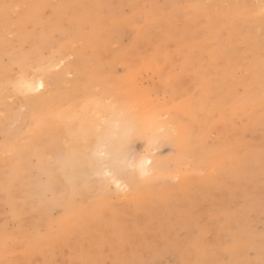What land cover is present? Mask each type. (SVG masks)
I'll use <instances>...</instances> for the list:
<instances>
[{"label":"rangeland","instance_id":"374dc122","mask_svg":"<svg viewBox=\"0 0 264 264\" xmlns=\"http://www.w3.org/2000/svg\"><path fill=\"white\" fill-rule=\"evenodd\" d=\"M2 1L0 7H4L0 9V14L2 13L0 15V101L2 102H0V163H3L0 165V184L13 175L17 178L9 187L8 193L0 191V264L5 261V264L8 262L28 264L31 260L32 264L38 262L39 264H60V262L61 264H264V0H110L111 2L101 0V3H98L99 0H93V3L91 0L86 2L59 0V5L58 0H43L44 3L39 0L42 4L33 0L38 3V7L32 0ZM95 3H98L97 6ZM100 7H105L104 12ZM31 8H35L37 12L42 11H39L40 14L38 12L39 16H37V12ZM28 10L32 16L27 12ZM96 13L100 15L97 16ZM143 14H145L144 20ZM100 19L102 24L99 22ZM18 29L23 32L21 30L18 32ZM140 30L141 35L137 32ZM145 30L152 36L147 33L144 35ZM44 35L48 38L42 39ZM99 36L100 39L97 38ZM20 38L22 40H19ZM141 39L144 43H140ZM97 40L99 42H96ZM133 45L135 48L131 47ZM62 46V50H56ZM195 46H199V49H195ZM73 47L77 48L75 49L77 57L74 56L76 51ZM79 48L85 50L81 52ZM34 49L38 50L39 58L36 63L33 62L26 77L24 76L25 80H32L33 88L23 90L18 86V66L11 61V58L17 55H32ZM63 50L67 55L64 54L65 52L64 55L62 54ZM125 54L131 55V59ZM122 60H126L125 63H118ZM135 61L137 63L142 61L140 62L142 66L136 64L139 66L136 71L133 70ZM152 61L157 65L154 66ZM144 65L149 66L148 69ZM130 68L135 71L134 75ZM145 68L147 72L143 71ZM149 69L160 71L153 70L155 73L151 75L148 73ZM79 71L83 72L79 73ZM187 72L189 73L186 74ZM190 72L194 76L192 79L189 78L193 77L189 75ZM128 75H131L138 84L131 81ZM38 79L45 81L43 83L44 86L46 85V88L43 87L45 89L37 88ZM118 79H122L124 83ZM101 80L107 82L101 83ZM129 80L147 87L146 91L142 89L143 93L150 90L149 86L152 88L153 85L157 87L164 84L161 86L164 88L159 90V87L156 90L162 93V97L159 92L157 96L164 103L155 104L157 99L151 97L154 104H150V108L158 110L156 114L158 112L159 117L162 116L159 118L157 114L155 117L158 128L161 126V129L157 130L163 135L170 133V137L179 140H176V146L163 141L158 145L159 147H149L146 150L145 140L133 139L126 150L128 155L125 153L124 161L120 162L119 159L112 160L106 155V151L100 152H103L104 148L107 150V147L103 146H106L108 140L110 141L118 125L116 122L134 101L135 97L130 93L133 90L128 89L132 86ZM169 81L171 83L165 86ZM209 81L212 82L210 87ZM217 81L222 82L220 87L218 85L220 82L215 83ZM167 88L171 90L168 93L165 91H168ZM208 88H210L209 92ZM46 89L51 91L52 96ZM256 89L257 91H254ZM216 91H220L221 94L219 92L216 94ZM9 92L11 93L7 96ZM70 92L75 93L72 95ZM150 93L147 95L149 96ZM229 93H232L230 98L227 97ZM75 94L78 96L76 97ZM111 96L113 99L110 98ZM40 97L41 100L45 98V102H42ZM120 97L125 98V101L129 98L128 103L123 102ZM19 98L24 101H20ZM210 98L211 101H208ZM223 98L226 99L225 102L222 101ZM21 102H25V105ZM173 103L178 105L175 106ZM192 104L195 107H192ZM44 105L45 107H42ZM196 105L201 109L198 110ZM177 106L178 110L173 111ZM208 106L211 110L204 111ZM7 109L9 111L6 113ZM24 109L27 111H23ZM195 109L199 111L198 114ZM13 110L17 111L13 114ZM194 110L196 115L190 117ZM33 111L36 115L31 116ZM205 112L208 115L204 114ZM5 116L8 120H5ZM59 116L67 117L59 118ZM102 118L105 123H102ZM238 119L242 122L237 123ZM34 121L35 124L30 123ZM231 121L233 123L236 121V124ZM43 122H46V125ZM168 124L170 128L166 133ZM103 125L100 130L99 127ZM218 125L222 126L218 127ZM69 126L72 127L69 129ZM87 128L90 130L88 131ZM91 129H93L92 134ZM171 129L174 131L172 132ZM35 133L38 135H33ZM103 134L104 138H102ZM32 135L35 136L33 141H31ZM83 135L86 139H83ZM98 138H100L99 142ZM87 141H90L89 146L85 143ZM80 144H85L84 149L86 148L87 151L89 148V150L86 153L83 150L81 154L83 147L80 148L82 146ZM95 145L98 147L96 148ZM146 152L155 153L148 155ZM39 153L37 157L36 154ZM63 159L68 161L65 164L70 163L74 168L70 170L67 179L61 177ZM104 159H107L106 163ZM85 161H90L91 164ZM145 161L147 168L142 166L145 165ZM100 162L105 164L101 165ZM156 162L163 163L159 174L155 170L152 171ZM86 163L90 166L84 167ZM139 165L146 168V173L141 176L137 172ZM113 169L116 170L115 174L112 172L114 182H112L113 177L110 178ZM95 172L97 174H94ZM117 172L119 175H116ZM147 173L148 177L145 176ZM152 174L154 176L157 174L159 180ZM130 175L139 180L137 188L128 184ZM163 175L167 178L161 180L160 176L164 177ZM48 181H52L53 188L44 192L39 201L35 196V185H43ZM98 185L103 191L97 187ZM94 188L96 189L93 190ZM7 196L11 199L9 200ZM53 200L58 202L51 207L50 203ZM65 201L72 202L69 215L64 211ZM81 223H85L84 227ZM103 223L108 227L109 232L105 230L107 227L105 228ZM101 226H104L103 229ZM78 227H81V230L78 231ZM98 230L101 232L100 235L96 233H100ZM67 235L72 237L68 239ZM90 235L97 237V242ZM80 236L82 239L79 240ZM70 240L75 251L69 243ZM88 243L94 244L95 247L90 245L89 248ZM84 247H87L86 250L90 249L91 254H88ZM196 251L200 252V255ZM47 253L52 258L46 255V259ZM53 253L58 256L51 255Z\"/></svg>","mask_w":264,"mask_h":264},{"label":"bare ground","instance_id":"6f19581e","mask_svg":"<svg viewBox=\"0 0 264 264\" xmlns=\"http://www.w3.org/2000/svg\"><path fill=\"white\" fill-rule=\"evenodd\" d=\"M1 1H2V0H0V2H1ZM7 1L10 2V0H7ZM32 1H33V0H32ZM32 1H31V2H32ZM37 1H39V0H37ZM40 1H41V0H40ZM40 1H39V3H41L43 0H42L41 2H40ZM49 1H50V0H49ZM51 1H54V0H51ZM70 1H71V0H70ZM80 1H81V0H80ZM82 1H83V0H82ZM82 1H81V2H82ZM86 1H87V0H84V2H86ZM91 1H92V3L94 2L93 0H91ZM2 2H3V1H2ZM2 2H1V3H2ZM33 2H34V1H33ZM58 2H59V0L57 1V3H58ZM77 2H78V1H77ZM99 2L101 3V0H99L98 3H99ZM105 2H106V1H105ZM109 2H111V1L109 0ZM115 2H116V1H115ZM115 2H114V3H115ZM119 2H120V1H119ZM128 2H129V1H128ZM34 3H35V5H36L37 2H34ZM34 3H32V4H34ZM43 3H44V1H43ZM46 3H47V2H46ZM55 3H56V2H55ZM98 3H97V4H98ZM107 3H108V2H107ZM117 3H118V1H117ZM129 3L131 4V2H129ZM129 3H127V4H129ZM3 4H4V3H3ZM5 4H6V3H5ZM41 4H42V3H41ZM41 4H40V5H41ZM95 4H96V3H95ZM95 4H94V5H95ZM97 4H96V6H97ZM58 5H59V3H58ZM66 5H67V4H66ZM66 5H65V6H66ZM101 5H102V4H101ZM101 5H100V6H101ZM115 5H117V4H115ZM6 6H7V5H6ZM6 6H5V8H7ZM36 6L38 7V3H37ZM44 6H45V5H44ZM48 6H49V5H48ZM56 6H57V4H56ZM56 6H55V7H56ZM96 6H95V7H96ZM3 7H4V6H2V8H3ZM30 7H31V6H30ZM55 7H54V8H55ZM57 7H58V6H57ZM59 7H60V6H59ZM116 7H117V6H116ZM2 8L0 7V9H2ZM28 8H29V7H28ZM100 8H101L102 11L104 12V8H105V7H104V8H103V7H100ZM117 8H118V7H117ZM29 9H30V8H29ZM31 9H32V10H35V8H34V9L31 8ZM48 9H52V8H48ZM97 9H99V8H97ZM6 10H7V9H6ZM32 10H31V11H32ZM29 11H30V10H28L27 12H29ZM39 11H40V10H39ZM39 11H38V12H39ZM41 11H42V10H41ZM41 11H40V12H41ZM93 11H94V10H93ZM100 11H101V10H99V12H100ZM2 12H3V11H2ZM35 12H37V10H35ZM38 12H37V14H38ZM40 12H39V14H40ZM111 12H112V11H111ZM22 13H23V12H22ZM32 13H33V11H32ZM100 13H101V12H100ZM24 14H25V13H24ZM29 14H30V12H29ZM39 14H38L37 16H39ZM93 14H95V12H94ZM97 14H98V13H96V15H97ZM0 15H2V13H1ZM21 15H22V14H21ZM27 15H28V14H27ZM30 15L32 16V14H30ZM91 15H92V14H91ZM96 15H95V16H96ZM98 15H100V14H98ZM98 15H97V16H98ZM143 15H144L143 20H144V19H145V14H143ZM143 15H142V16H143ZM35 16H36V15H35ZM110 16H111V15H110ZM102 17H103V15H102ZM0 18H1V17H0ZM6 18H7V17H6ZM21 18H23V17H21ZM96 18H97V17H96ZM18 19H20V18H18ZM20 20H21V19H20ZM100 20H101V19H100ZM104 20H105V19H104ZM109 21H110V17H109ZM152 21H155V20H152ZM99 22L101 23L102 20L99 21ZM105 22H107V21H105ZM110 22H111V21H110ZM113 23H114V22H113ZM20 24H22V23L20 22ZM101 24H102V23H101ZM104 24H105V23H104ZM22 26H23V25H22ZM22 26H21V27H22ZM25 26H27V25H25ZM99 26H100V25H99ZM106 26H108V24H107ZM116 26H117V25H116ZM142 26H143V25H142ZM18 27L20 28V26H18ZM27 27H28V26H27ZM27 27H26V28H27ZM147 27H148V26H147ZM147 27H146V28H147ZM122 28H123V27H122ZM144 28H145V27H144ZM27 29H28V28H27ZM139 29H140V28H139ZM18 30H19V29H18ZM18 30H17V31H18ZM20 30H21V29H20ZM20 30H19L18 32H20ZM118 30H119V29H118ZM118 30H116V31H117V32H116V33H117L116 35H118ZM137 30H138V28H137ZM143 30H144V29H143ZM143 30H142V32H143ZM21 31H22V30H21ZM25 31H26V29H25ZM112 31H114V30H112ZM119 31H122V29H120ZM145 31H146V32H145ZM145 31H144L145 33H143V34L146 35V33H147V34L149 35L150 33H148V32H150L151 29H149L148 32H147V30H145ZM22 32H23V31H22ZM102 32H104V31H102ZM137 32H139L138 34H140L141 30H140V31H137ZM26 33H27V31L25 32V34H26ZM114 33H115V32H114ZM119 33H120V32H119ZM29 34H30V33H29ZM87 34H88V33H87ZM91 34H92V33H91ZM102 34H103V33H102ZM153 34H154V33H153ZM84 35H86V34L84 33ZM93 35H94V34H93ZM93 35H92V36H93ZM114 35H115V34H114ZM140 35H141V34H140ZM148 35H147V36H148ZM150 35L152 36V34H150ZM161 35H162V34H160V36H161ZM18 36H19V33H18ZM26 36H27V35H26ZM147 36H146V38H147ZM23 37H24V36H23ZM83 37H84V36H83ZM144 37H145V36H143V38H144ZM155 37L157 38L156 35H155ZM155 37H154V38H155ZM47 38H48V36H47V35H44L42 39H47ZM97 38L100 39V36L97 37ZM101 38H103L102 35H101ZM106 38H108V37H106ZM113 38H114V36H113ZM119 38H120V37H119ZM140 38H141V36H140ZM24 39H26V37H25ZM36 39H37V38H36ZM133 39H134V38H133ZM136 39H137V38H136ZM138 39H139V38H138ZM17 40H18V39H17ZM19 40H22V39L20 38ZM77 41H78V40H77ZM118 41H119V40H118ZM133 41H134V40H133ZM133 41H132V42H133ZM143 41H144V40L141 39V42H140V43H144ZM20 42H21V41H20ZM90 42H91V41H90ZM96 42H99V41L97 40ZM100 42H101V41H100ZM136 42H138V41H136ZM136 42H134V43L136 44ZM4 43H5V42H4ZM4 43H2V44H4ZM41 43H42V42H41ZM67 43H69V42H67ZM73 43H74V41H73ZM103 43H104V42H103ZM105 43H106V41H105ZM114 43H115V42H114ZM134 43H133V44H134ZM69 44H71V43H69ZM78 44H80V43H78ZM81 44H83V43L81 42ZM81 44H80L79 46H81ZM0 45H1V44H0ZM89 45H90V44H89ZM93 45H94V44H93ZM97 45H98V44H97ZM131 45H132V44H131ZM197 45H198V44H197ZM200 45H202V44H200ZM87 46H88V45H87ZM94 46H95V45H94ZM134 46H135V45H133V46H131V47H134ZM136 46H138V45H136ZM77 47H78V46H77ZM100 47H101V46H100ZM198 47H199V46H197V47L195 46V49L198 48ZM64 48H65V44H64ZM71 48H72V47H71ZM71 48H70V50H72ZM73 48H74V51H76L75 49H77V48H75V47H73ZM83 48H84V47H83ZM93 48H94V47H93ZM134 48H135V47H134ZM260 48H261V47H260ZM62 49H63V46L60 47V48H58V49H56V50H57V51H60V50H62ZM79 49H81V48H79ZM86 49H88V48H86ZM89 49H91V48H89ZM102 49H104V47H102ZM105 49H106V48H105ZM192 49H194V47H193ZM198 49H199V48H198ZM67 50H68V49H67ZM84 50H85V49H84ZM84 50L81 49V52L84 51ZM57 51H55V52H57ZM74 51H70V52H74ZM90 51H91V50H90ZM55 52H54V53H55ZM64 52H65V53H64ZM102 52H103V51H102ZM104 52H105V51H104ZM104 52H103V53H104ZM134 52H135V50H134ZM63 53L66 54V51L63 50L62 54H63ZM79 53H80V52H79ZM105 53H106V52H105ZM64 54H63V55H64ZM71 54H72V53H71ZM76 54H77V51H76V53L74 54V56H76ZM110 54H111V52H110ZM123 54H124V53H123ZM58 55H59V53H58ZM66 55H67V54H66ZM69 55H70V54H69ZM72 55H73V54H72ZM78 55H79V54H78ZM120 55H122V54H120ZM120 55H119V56H120ZM125 55H127V54H125ZM137 55H138V54H137ZM137 55H136V56H137ZM99 56H100V55H99ZM99 56H98V58H99ZM101 56H102V55H101ZM108 56H109V54H108ZM127 56H128L130 59H131V57H132L131 55H130V56L127 55ZM197 56L199 57V55H197ZM197 56H196V57H197ZM57 57H58V56H57ZM76 57H77V56H76ZM76 57H75V58H76ZM102 57H103V56H102ZM122 57H123V55H122ZM128 57H127V58H128ZM38 58H39V57H38V50H36V49H34V52H33L32 55H17V56H14V57L11 58V61H12L14 64H16V65L18 66V74H19L18 86H19L20 88H22L23 90H29V89H32V88H33L32 80H31V79H30V80H29V79H28V80H25L24 76L26 75V73L28 72V70L31 69V66L33 65V62H34V63L37 62L36 60H38ZM98 58H95V59H98ZM103 58H104V57H103ZM103 58H101V59H103ZM117 58H118V57H117ZM129 58H128V59H129ZM136 58H137V57H136ZM211 58H212V57H211ZM54 59H56V58H54ZM93 59H94V58H93ZM95 59H94V60H95ZM110 59H111V58H110ZM114 59H116V58H114ZM133 59H135V58H132V60H133ZM170 59H171V58H170ZM175 59H176V58H175ZM177 59H178V58H177ZM94 60H93V61H94ZM137 60H138V58H137ZM195 60H196V58H195ZM195 60H194V61H195ZM216 60H217V59H216ZM216 60H214V61H216ZM41 61H42V60H41ZM50 61H51V60H50ZM125 61H126V60H125ZM125 61L122 60V61H119L118 63H122V62L125 63ZM149 61H151V60H149ZM196 61H197V60H196ZM102 62H103V61H102ZM108 62H109V61H108ZM108 62H107V63H108ZM133 62H134V61H133ZM135 62H136V61H135ZM140 62H142V61H140ZM140 62L138 61V63L136 62V63L134 64V65H135V68H134L133 70H135V69L137 70V69L139 68V66H142V65H140ZM152 62H153V61H152ZM258 62H259V61H258ZM258 62H257V63H258ZM58 63H59V62H58ZM78 63H79V62H78ZM82 63H84V62H82ZM100 63H101V62H100ZM100 63H99V64H100ZM143 63H144V62H143ZM153 63L155 64V62H153ZM257 63H256V64H257ZM60 64H61V61H60ZM108 64H109V63H108ZM110 64L112 65V63H110ZM136 64H137V65L139 64V66H137ZM144 64H145V63H144ZM146 64H147V63H146ZM221 64H222V63H221ZM223 64H224V63H223ZM77 65H78V64H77ZM87 65H88V63H87ZM92 65H93V64H92ZM104 65H105V62H104ZM115 65H116V64H115ZM120 65L122 66V64H120ZM156 65H157V64H155L154 66H156ZM212 65H213V64H212ZM214 65H215V64H214ZM38 66H39V65H38ZM44 66H46V65H44ZM58 66H59V65H58ZM58 66H57V67H58ZM112 66H113V65H112ZM136 66H137V67H136ZM144 66H145V65H144ZM161 66H162V65H161ZM163 66H164V65H163ZM165 66H166V64H165ZM167 66H168V63H167ZM253 66H254V65H253ZM255 66H256V65H255ZM255 66H254V67H255ZM40 67H41V66H40ZM55 67H56V65H55ZM55 67H54V68H55ZM93 67H94V66H93ZM108 67H110V66H108ZM132 67H133V66H132ZM145 67L147 68V67H149V66H145ZM254 67H253L252 69H254ZM97 68H98V67H97ZM146 68L143 69V71H146ZM151 68H154V67H151ZM160 68H161V67H160ZM160 68H159V69H160ZM165 68H166V67H165ZM165 68H164V70H165ZM203 68H204V67H203ZM112 69H113V68H112ZM147 69H148V68H147ZM154 69H155V68H154ZM154 69H152V70L149 69L150 71L148 70V73H150V74L152 75L153 73H155V72H153ZM159 69H158V70H159ZM162 69H163V68H162ZM227 69H228V68H227ZM227 69H225V71H227ZM5 70L8 72L7 69H5ZM5 70H3V71H5ZM36 70H37V69H36ZM75 70H76V68H75ZM77 70H78V69H77ZM94 70H95V68H94ZM101 70H103V69H101ZM136 70H135V71H136ZM158 70H154V71H158ZM214 70H215V69H214ZM13 71H15V69H14ZM83 71H84V70H83ZM83 71H79V73H80V72H83ZM99 71H100V70H99ZM108 71H109V70H108ZM108 71H107V72H108ZM113 71H114V70H113ZM130 71H132L131 68H130ZM135 71H134V72H135ZM139 71H140V70H139ZM159 71H160V70H159ZM204 71H205V70H204ZM33 72H34V70H33ZM75 72H76V71H75ZM77 72H78V71H77ZM105 72H106V71H105ZM132 72H133V71H132ZM134 72H133V75L135 74ZM146 72H147V71H146ZM221 72H222V71H221ZM227 72H228V71H227ZM96 73H97V71H96ZM130 73H131V72H130ZM130 73H129V74H130ZM161 73H162V70H161ZM188 73H189V72H187L186 74H188ZM190 73H191V72H190ZM37 74H39V73H37ZM76 74H78V73H76ZM110 74H111V73H110ZM163 74H164V73H163ZM232 74H233V72H232ZM78 75H79V74H78ZM131 75H132V74H131ZM131 75H128V78H129L131 81H134L135 83H137V81H135V80H133V79L131 78V77H132ZM154 75H155V74H154ZM159 75H160V74H159ZM189 75H192V73L189 74ZM189 75H188V76H189ZM43 76H44V75H43ZM47 76H49V75H47ZM47 76H46V79H47ZM80 76H81V74H80ZM107 76H108V75H107ZM109 76H111V75H109ZM129 76H130V77H129ZM163 76L166 77V74H164ZM167 76H169V75H167ZM172 76H174V75H172ZM192 76H193V75H192ZM234 76H235V75H234ZM234 76H233V77H234ZM4 77H5V76H4ZM25 77H26V76H25ZM40 77L42 78V76H40ZM81 77H82V76H81ZM112 77H113V76H112ZM126 77H127V76H126ZM134 77H135V76H133V78H134ZM136 77H137V75H136ZM136 77H135V78H136ZM158 77H161V76H158ZM235 77H236V76H235ZM28 78H31V77L28 76ZM53 78H54V77H53ZM161 78H162V77H161ZM169 78L171 79V77H169ZM169 78H168V79H169ZM189 78L192 79V78H194V76H193V77H189ZM249 78H250V77H248V79H249ZM26 79H27V78H26ZM79 79H80V78H79ZM104 79H105V78H104ZM107 79H108V78H107ZM107 79H106V80H107ZM113 79H114V78H113ZM137 79H138V78H137ZM137 79H136V80H137ZM174 79H175V78H174ZM174 79H173V81L175 82ZM180 79L183 80L182 78H180ZM180 79H179V80H180ZM184 79H185V78H184ZM211 79H212V78H211ZM38 80H39V82H38L37 85H36L37 88H38V89H39V88L42 89L43 87L46 88V85L44 86V84H43V83H45V81L42 82V81H40L41 79H38ZM115 80H116V79H115ZM118 80H119V79H118ZM127 80H128V79H127ZM130 80H129V81H130ZM187 80H188V78H187ZM246 80H247V77H246ZM35 81H37V80H35ZM102 81H103V80H101V83H106V82H107V81H105V82H102ZM111 81H114V80H111ZM116 81H117V80H116ZM119 81H120V82L122 81V82L124 83V81H123L122 79H120ZM131 81H130V83H131L130 85H132V86H129V85H128V86L130 87V88H128V89H130V90L132 89V90H133V91H130V93H131V94L133 93V96L135 97V98H134V101H133V103H131L130 108L126 109V112L123 113L122 116H121V118L116 122V124H118V125L116 126V129H114V131H113L114 133L110 130V131L113 133V134H112V137L109 136V135H107V136H109V138L111 137V138H110V141L108 140V143H107L108 145L106 144V146H103V147H107V150H105V148H104V150H102L103 152H100V153H104V151H106V153H107L106 155H109V156L111 157V159L114 160V161H117V159H119L120 162H123V161H124V159H125V153H126L127 147H128L129 143H130L133 139H134L135 141H136L137 138H138L139 140H140V139L145 140V142H146V146H147V147L145 146L146 150H148L147 148H149V147H150V148H151V147L153 148L154 146H158V145H160L163 141H166L167 143H170L171 145H175V146H176V145H177V141L179 140V139H177V138H172V137H170V135H169L170 133L167 132L168 129L170 128V127H169V124H168V126H167L168 128H167V130H166V133H168V135H167V134H166V135H163V133H160V132H159V130L161 129V128H160L161 126L158 128L159 125L157 124V122H156V120H155V119H156L155 117H156L157 114H158V112H157V114H156V111H158V110H154V109L150 108V104H154V102L152 103L153 100L151 99V97H152V98L154 97V99H157V100H158V101L155 100V104L158 103V102H159V103L162 102V104L164 103L163 100L161 101V99H159V96H157V95L161 94L160 96L162 97V96H163L162 93H160V91H157V92H159V94H157V92H156V90H157L159 87H160L159 90H161V88H164V87H161L162 85L164 86V84L161 83V80H159V82H160L162 85L157 86V87H156L155 85H153L154 88H156L155 91H154L153 86H152L153 89L150 88V86L148 87V89H150V90H149L147 93H150V92L153 91V93H150V94L153 95V94H155L154 92H156V94L153 95V96H150V94H149L150 97L147 95V93H143V90H142V89H145V91H146V90H147V89H146L147 87L137 85L138 83L135 84L134 82H133V83H134V84H133ZM162 81H164V80H162ZM170 81H171V80H170ZM170 81H169L168 83L165 82V83H166L165 86H166L167 84L171 83ZM173 81H172V82H173ZM11 82H13V81H11ZM138 82H139V81H138ZM174 82H173V83H174ZM219 82H220V81H219ZM219 82L217 81V82H215V83L218 84ZM245 82H246V81H245ZM5 83H6V82H5ZM35 83H36V82H35ZM125 83H126V82H125ZM208 83H209V85H208V84H207V85L210 87V83H212V82L209 81ZM230 83H231V82H229V84H230ZM107 84H108V83H107ZM126 84H128V81H127ZM178 84H180V83H178ZM188 84H189V82H188ZM217 84H216V85H217ZM220 84L222 85V82H220V83L218 84L219 87L221 86ZM226 84H227V83H226ZM234 84H235V83H234ZM111 85H112V84H111ZM111 85H110L109 87H111ZM133 85H134L135 87H133ZM172 85H174V84H172ZM207 85H206V86H207ZM231 85L233 86V83H232ZM6 86H8V85H6ZM120 86H121V85H120ZM120 86H119V87H120ZM137 86H139V88H138ZM206 86H205V87H206ZM211 86H213V84H212ZM224 86H225V84H224ZM232 86H231V87H232ZM234 86H235V85H234ZM8 87H9V86H8ZM47 87H48V85H47ZM51 87L53 88V86H51ZM51 87L49 86V88H51ZM109 87H108V89H109ZM140 87H141V89H140ZM142 87H143V88H142ZM215 87H216V86H215ZM4 88H6V87H4ZM45 88H43V89H45ZM116 88H118V87H116ZM116 88H115V89H116ZM125 88H126V87H125ZM136 88H137V89H136ZM206 88H207V87H206ZM211 88H212V87H211ZM217 88H218V87H217ZM217 88H216V89H217ZM34 89H35V88H34ZM134 89H136V91H135ZM151 89H152V91H151ZM167 89H168V91L165 90L167 93L171 91V90H169V88H167ZM214 89H215V88H214ZM218 89H219V88H218ZM218 89H217V90H218ZM235 89H236V88H235ZM2 90H3V88H2ZM11 90H12V89H11V87H10V91H11ZM46 90H47V89H46ZM94 90H95V89H94ZM112 90H114V89H112ZM126 90H127V89H126ZM126 90H124V91L126 92ZM138 90H139V91H138ZM196 90H197V89H196ZM223 90H224V88H223ZM32 91H34V90H32ZM35 91H36V89H35ZM47 91H48V90H47ZM52 91H53V89H52ZM141 91H142V92H141ZM209 91H210V88H208V92H209ZM234 91H236V90H234ZM254 91H257V89L254 90ZM15 92H16V91L14 90V94H15ZM40 92H41V91H40ZM58 92H59V91H58ZM60 92H61V91H60ZM67 92H68V91H67ZM67 92H66V95H67ZM108 92H109V90H108ZM108 92H107V93H108ZM121 92H122V91H121ZM140 92H141V93H140ZM176 92H177V91H176ZM217 92H219V94H221L220 91H216V94H217ZM10 93H11V92H9V94H7V96L10 95ZM33 93H34V92H33ZM37 93H38V92H37ZM37 93H35V94H37ZM48 93H49L50 96H52V95H51V94H52L51 91H50V92L48 91ZM48 93H47V94H48ZM50 93H51V94H50ZM70 93L73 95V93H75V92H73V93L70 92ZM107 93H106V94H107ZM122 93H123V92H122ZM128 93H129V92H128ZM42 94H43L44 97L47 99V97L45 96V94H44V93H42ZM47 94H46V95H47ZM57 94H58V93H57ZM57 94H55V95H57ZM145 94H146L147 96H146ZM231 94H232V93H229V96H227V97L230 98V95H231ZM253 94H256V93L253 92ZM259 94H261V93H259ZM259 94H258V96H259ZM12 95H13V94H12ZM17 95H18V94H17ZM33 95H34V94H33ZM49 95H47V96L49 97ZM53 95H54V91H53ZM63 95H65V94H63ZM104 95H105V94H104ZM166 95H168V94H166ZM7 96H6V97H7ZM41 96H42V95H41ZM75 96L77 97L78 95L75 94ZM75 96H74V97H75ZM121 96H122V95H121ZM145 96H146V97H145ZM214 96H215V95H214ZM255 96H257V95H255ZM17 97H18V96H17ZM20 97H21V96H20ZM60 97H61V96H60ZM69 97H70V94H69ZM69 97H68V99H69ZM72 97H73V96H72ZM112 97H113V96H111L110 98H112ZM168 97H169V95H168ZM21 98H22V97H21ZM45 98H44V100H45ZM123 98H124V97H123ZM146 98H147V99H146ZM148 98H149V99H148ZM254 98H255V97H254ZM254 98H253V99H254ZM54 99H55V98H54ZM60 99H61V98H60ZM70 99L73 100L74 98H70ZM112 99H113V98H112ZM120 99H122V98L120 97ZM0 100H1V99H0ZM19 100L21 101L22 99L19 98ZM40 100H41V97H40ZM42 100H43V99H42ZM42 100H41V101H42ZM44 100H43L42 102H45ZM57 100H58V98H57ZM95 100H96V99H95ZM105 100H106V99H105ZM110 100H111V99H110ZM122 100H124L123 102H127V101L129 100V98H128L126 101H125V98L122 99ZM159 100H160V101H159ZM215 100H216V99H215ZM221 100H222V99H221ZM224 100H226V99L223 98L222 101H224ZM229 100H230V99H229ZM229 100H227V102H228ZM22 101H24V99H23ZM25 101H26V100H25ZM41 101H40V102H41ZM64 101H65V100H64ZM64 101H63V102H64ZM69 101H70V100H69ZM84 101H85V100H84ZM84 101H83V102H84ZM102 101L105 102L104 100H102ZM102 101H101V102H102ZM117 101H118V100H117ZM149 101H150L151 103H150ZM208 101H211V98H210V100H208ZM208 101H207V102H208ZM250 101H251V100H250ZM250 101H249V102H250ZM0 102H1V101H0ZM26 102L28 103L29 101L27 100ZM30 102H31V101H30ZM83 102H82V103H83ZM96 102H97V101H96ZM118 102H119V101H118ZM123 102H122V103H123ZM212 102H213V101H212ZM214 102H216V101H214ZM224 102H225V101H224ZM1 103H2V102H1ZM19 103H20V102H19ZM21 103H22V102H21ZM86 103H88V101H87ZM127 103H128V102H127ZM165 103H166V102H165ZM191 103H192V102H191ZM205 103H206V102H205ZM22 104L25 105V102L22 103ZM22 104H21V105H22ZM32 104H33V103H32ZM68 104H70V102H69ZM106 104H107V103H106ZM106 104H105V105H106ZM114 104H115V103H114ZM114 104H113V105H114ZM173 104H174V103H173ZM203 104H204V103H203ZM3 105H4V104H3ZM33 105H34V104H33ZM98 105H99V104H98ZM108 105H109V104H108ZM174 105L176 106V105H178V103H177V104H174ZM211 105H213V103H212ZM211 105H210V106H211ZM56 106H57V105H56ZM56 106H55V107H56ZM58 106H59V105H58ZM64 106H65V105H64ZM66 106H68V105H66ZM163 106H164V105H163ZM168 106H169V104L167 105V107H168ZM193 106L195 107L194 104H192V107H193ZM210 106H208V107H207V110H204V111L207 112L208 110H211V109H209ZM5 107H6V106H4V108H5ZM23 107H24V106H23ZM26 107L28 108L27 105H26ZM34 107H36V106H34ZM42 107H45V105L42 106ZM62 107H63V106H62ZM62 107H60V108L62 109ZM70 107H71V106H70ZM72 107H73V105H72ZM79 107H80V105H79ZM94 107H97V106H94ZM94 107H93V108H94ZM119 107H120V106H119ZM185 107H186V106H185ZM217 107H218V106H217ZM12 108H13V107H12ZM27 108H26V109H27ZM39 108H41V107H39ZM66 108H68V107H66ZM66 108H65V109H66ZM77 108H78V107H77ZM77 108H74V109L72 108V109L75 110V109H77ZM89 108L91 109V106H90ZM97 108H98V107H97ZM163 108H164V107H163ZM180 108H181V107H180ZM180 108H179V109H180ZM196 108H197V105H196ZM211 108H212V107H211ZM237 108H238V107H237ZM5 109H6V108H5ZM42 109H43V108H42ZM55 109H56V108H55ZM65 109H64V110H65ZM68 109H69V108H68ZM78 109H79V108H78ZM80 109H81L80 111H82V108H80ZM83 109H84V108H83ZM94 109H95V108H94ZM112 109H113V108H112ZM112 109H110V110H112ZM119 109H120V108H119ZM197 109H198V108H197ZM197 109H195V110L197 111ZM199 109H201V108H199ZM199 109H198V110H199ZM205 109H206V108H205ZM17 110H18V109H17ZM17 110H13L12 113L14 114L15 111H17ZM33 110H34V109H33ZM37 110H38V109H37ZM37 110H36V112H37ZM62 110H63V109H62ZM62 110H61V111H62ZM66 110H67V109H66ZM70 110H71V109H70ZM115 110H116V109H115ZM167 110L169 111L170 108L167 109ZM176 110H178V106H177V109H175V110L173 109V111H176ZM195 110H194L193 114L190 115V117H194L193 115L198 114L199 111H197L196 114H195ZM212 110H213V109H212ZM5 111H6V110H5ZM8 111H9V110L7 109L6 113H7ZM10 111H11V110H10ZM23 111H27V110L24 109ZM38 111H39V110H38ZM47 111H48V110H47ZM68 111H69V110H68ZM93 111H94V110H93ZM98 111H99V110H97V112H98ZM112 111H114V110H112ZM159 111H161V110H159ZM204 111H203V112H204ZM36 112L33 111V114H32V112H31V116H32V115L34 116V114H35ZM53 112H54V110H53ZM55 112L57 113V111H55ZM95 112H96V111H95ZM166 112H167V111H166ZM177 112H178V111H177ZM182 112H183V111H182ZM184 112H185V111H184ZM206 112H205L204 114H207ZM210 112H211V111H210ZM16 113H18V112H16ZM21 113H22V112H21ZM38 113H39V112H38ZM56 113H54V114H56ZM84 113H85V110H84ZM89 113L91 114V112H89ZM186 113H187V112H186ZM200 113H201V112H200ZM200 113H199V114H200ZM208 113H209V112H208ZM18 114H19V113H18ZM66 114H67V113H66ZM66 114H64V115H66ZM81 114H82V112H81ZM90 114H88V115H90ZM102 114H103V113H102ZM102 114H98V115H102ZM35 115H36V114H35ZM39 115H40V114H39ZM71 115H72V117H73V113H72ZM75 115H76V114H75ZM75 115H74V116H75ZM103 115H108V114H103ZM207 115H208V114H207ZM235 115H236V114H235ZM235 115H234V116H235ZM69 116H70V114H69ZM112 116H113V115H112ZM198 116H199V115H198ZM198 116H197V118H198ZM209 116H210V114H209ZM240 116H241V115H240ZM5 117H6V116H5ZM20 117H21V116H20ZM20 117H19V120L21 121V118H20ZM61 117H63V116H59V118H61ZM64 117H67V116H64ZM64 117H63V118H64ZM78 117H79V116H78ZM84 117H85V116H84ZM113 117H114V116H113ZM113 117H112V118H113ZM117 117H118V116H117ZM158 117H159V114H158ZM161 117H162V116H160L159 118H161ZM238 117H239V116H238ZM241 117H242V116H241ZM17 118H18V117H17ZM76 118H77V117H75V119H76ZM82 118H83V117H82ZM82 118H80V119L82 120ZM87 118H88V117H87ZM87 118H86V119H87ZM118 118H119V117H118ZM232 118H233V116H232ZM235 118H236V116H235ZM6 119L8 120L7 117L5 118V120H6ZM68 119H69V118H68ZM98 119H100V117H98ZM102 119H103V118H102ZM162 119H163V118H162ZM245 119H246V118H245ZM53 120H54V118H53ZM63 120H64V119H63ZM69 120H71V119H69ZM77 120H79V119H77ZM83 120H84V119H83ZM83 120H82V121H83ZM88 120H89V119H88ZM88 120H86V121H88ZM115 120H116V118H115ZM166 120H167V119H166ZM235 120H236V119H235ZM240 120H242V118H241ZM240 120L238 119L237 123L242 122V121H240ZM60 121H62V120H60ZM67 121H68V120H67ZM73 121H74V117H73ZM75 121H76V120H75ZM82 121L79 120V122L83 123ZM91 121L94 122L93 120H91ZM108 121H109V120H108ZM113 121H114V120H113ZM168 121H170V120H168ZM84 122H85V120H84ZM106 122H107V120H106ZM110 122H111V121H110ZM231 122H232V121H231ZM30 123H31V124H35V121H34L33 123H32V122H30ZM38 123H39V122H38ZM38 123H37V124H38ZM43 123L46 125V122H43ZM89 123H90V122H89ZM94 123H95V122H94ZM94 123H93V124H94ZM97 123H98V122H97ZM102 123H105V122H104V119H103V122H102ZM168 123H169V122H168ZM232 123H233V122H232ZM16 124H17V123H16ZM49 124H50V123H49ZM49 124H48V125H49ZM70 124H71V123H70ZM83 124H84V123H83ZM86 124H87V123H86ZM100 124H101V122H100ZM233 124H236V121H235ZM12 125H13V124H12ZM73 125H74V124H73ZM73 125H72V126H73ZM84 125H85V124H84ZM97 125H99V123H98ZM101 125H102V124H101ZM109 125H110V124H109ZM163 125H164L163 128L165 129V127H166V126H165V123H164ZM166 125H167V122H166ZM240 125H241V124H240ZM72 126H71V127H72ZM219 126H222V125H218V127H219ZM242 126H243V129H244V124H243ZM242 126H241V127H242ZM12 127H13V126H12ZM71 127L69 126V129H70ZM78 127H79V126H78ZM102 127H104V125L101 126V127H99L100 130L102 129ZM215 127H216V126H215ZM245 127H247V126H245ZM109 128H110V126H109ZM230 128H231V127H230ZM35 129H36V128H35ZM35 129H34V130H35ZM65 129H66V127H65ZM65 129H64V130H65ZM79 129H80V128H79ZM87 129H88V128H87ZM87 129H86V130H87ZM157 129H159V130H157ZM172 129H173V127H172ZM172 129H171V131H172ZM214 129H215V128H214ZM217 129H218V128H216V130H217ZM241 129H242V128H241ZM36 130H37V129H36ZM67 130H68V128H67ZM76 130H77V129H76ZM89 130H90V129H88V131H89ZM222 130H223V129H222ZM224 130H225V129H224ZM37 131H39V130H37ZM65 131H66V130H65ZM91 131H92V132H91V134H92V133H93V129H91ZM107 131H108V129H107ZM107 131H106V132H107ZM161 131H162V130H161ZM169 131H170V130H169ZM173 131H174V130H173ZM173 131H172V132H173ZM230 131H231V130H230ZM34 132H36V131H34ZM78 132H79V130H78ZM94 132H95V131H94ZM97 132H98V131H96L95 133H97ZM222 132H225V131H222ZM228 132H229V131H228ZM76 133H77V132H76ZM86 133H87V132L85 131V134H86ZM101 133H102V132H101ZM101 133H100V134H101ZM226 133H227V132H226ZM45 134H46V133H45ZM73 134H74V133H73ZM73 134H72V135H73ZM81 134H82V131H81ZM81 134H80V135H81ZM83 134H84V133H83ZM173 134H174V133H173ZM232 134H233V133H232ZM33 135H36V133L33 134ZM33 135L31 136V137H33V139L31 138V141H33V140L35 139V138H34L35 136H33ZM37 135H38V134H37ZM37 135H36V136H37ZM89 135H90V134H88V137H89ZM226 135H227V134H226ZM43 136H44V135H43ZM83 136H84V138L81 136V140H82V138H83V139H86V138H85V135H83ZM86 136H87V135H86ZM171 136H172V134H171ZM99 137L101 138V135H100ZM226 137H227V136H226ZM27 138H28V137H27ZM71 138H72V137H71ZM73 138H75V137H73ZM79 138H80V137H79ZM89 138H91V137H89ZM100 138L97 139L98 142H99V139H100ZM102 138H104V134H103V137H102ZM29 140H30V139H29ZM37 140H38V139L36 138V142H38ZM139 140H137V141H139ZM176 140H177V141H176ZM22 141H24V140H22ZM26 141H27V140H26ZM79 141H80V140L78 139V142H79ZM101 141H102V140H101ZM101 141H100V142H101ZM104 141H106V140H104ZM135 141H133V142H135ZM225 141H226V140H225ZM29 142H30V141H29ZM89 142H90V141H89ZM89 142L87 141V142H85V143H87V145L89 146V144H88ZM219 142H220V141H219ZM30 143H31V142H30ZM33 143H34V142H33ZM80 143H82V141H81ZM83 143H84V142H83ZM105 143H106V142H105ZM178 143H179V142H178ZM217 143H218V141H217ZM23 144H24V143H23ZM23 144H21V145H23ZM101 144H102V143H101ZM101 144H99V145L101 146ZM103 144H104V143H103ZM21 145H20V146H21ZM80 145H82L80 148H82L83 145H84V147H85V144H80ZM87 145H86V146H87ZM104 145H105V144H104ZM69 146H70V145H69ZM66 147H68V146H66ZM84 147H83V149L81 150V154L83 153V150H84L85 153L89 150V148H87L88 150L86 151V150H85L86 148L84 149ZM95 147L97 148L98 146L95 145ZM158 147H159V146H158ZM17 148H18V147H17ZM22 148H23V147H22ZM32 148H33V146H32ZM132 148H133V147H132ZM25 149H26V148H25ZM69 149H70V147H69ZM100 149H101V148H100ZM102 149H103V148H102ZM185 149H186V148H185ZM187 149H188V148H187ZM96 150H97V149H96ZM157 150H159V149L157 148ZM67 151H68V150H67ZM128 151H129V150H128ZM35 152H36V151H35ZM69 152H70V151H69ZM71 152H72V151H71ZM90 152H91V151H90ZM133 152H134V151H133ZM158 152H159V151H158ZM66 153H68V152H66ZM128 153H129V152H128ZM146 153L148 154V152H146ZM151 153H155V152H151ZM151 153L149 152V154H151ZM5 154H6V151H5ZM69 154H70V153H69ZM71 154H72V153H71ZM126 154H127V153H126ZM147 154H145V156H148V155H149V154H148V155H147ZM158 154H160V153H158ZM7 155H8V154H7ZM36 155H37V157H38V156L40 155V153H39V154H36ZM67 155H68V154H67ZM79 155H80V153H79ZM94 155H95V154H94ZM127 155H128V154H127ZM95 156H96V155H95ZM34 157H35V156H34ZM46 157H47V156H46ZM48 158H49V157H48ZM177 158H178V157H177ZM1 159H2V158H1ZM96 159H97V156H96ZM107 159H108V156H107ZM107 159H106V160H107ZM145 159H146V158L144 157L143 160H145ZM183 159H184V158H183ZM49 160H50V159H49ZM87 160H88V159H87ZM97 160H98V159H97ZM104 160H105V159H104ZM106 160H105V163H106ZM175 160H177V159H175ZM4 161H5V160H4ZM154 161H156V160H154ZM221 161H222V160H221ZM1 162H2V160H1ZM66 162H68L66 159H65V160L63 159V160H62V163H63V165H62V167H63V168H62V169H63V173H62L61 177H62V178H65V179H67V177L69 176L70 172L74 169V168H73V165H71L70 163H69V164H65ZM85 162H89V163L91 164L90 161H85ZM97 162H98V161H97ZM101 162H104V161H101ZM101 162H100V163H101ZM108 162H109V159H108ZM108 162H107V163H108ZM130 162L132 163V161H130ZM142 162H143V161H142ZM148 162L150 163V160H149ZM2 163H3V162H2ZM2 163H0V165H1ZM89 163H86V166H84V167L90 166ZM98 163H99V162H98ZM105 163H101V165H102V164H105ZM87 164H88V165H87ZM142 164H144V163H142ZM142 164H141V165H142ZM146 164H147V161H145V165H142V166H145V167H146V166H147ZM97 165H98V164H97ZM108 165L110 166V164H108ZM137 165H138V164H137ZM124 166L126 167V165H124ZM139 166H140V165H139ZM142 166H140V168H138V170H137V172H138V174H139L140 176H141L142 174L146 173L145 170H146L147 167H146V168H142ZM150 166H152V165H150ZM13 167H14V166H13ZM95 167L97 168V166H95ZM221 167H222V166H221ZM221 167H220V168H221ZM223 167L225 168V166H223ZM101 168H102V167H101ZM104 168H105V167H104ZM106 168H107V165H106ZM110 168H111V166H110ZM112 168H113V166H112ZM149 168H150V167H149ZM162 168H163V163H161V162H156V163L154 164V169L152 168V171L155 170V172H158V174H159V172L161 171ZM94 169H95V168H94ZM94 169H93V170H94ZM97 169H98V168H97ZM115 169H116V168H115ZM125 169H126V168H125ZM129 169H131V168H129ZM70 170H71V171H70ZM99 170H100V167H99ZM99 170H98V171H99ZM132 170H133V169H132ZM132 170H131V172H133ZM231 170H232V169H231ZM96 171H97V170H96ZM101 171H102V170H101ZM115 171H116V170H115ZM115 171H114V169L111 171V175H112V176H111L110 178L113 177V181H112V182H114V175L112 174V172H114V174H115V173H116ZM105 172H106V171H105ZM126 172H127V171H126ZM103 173H104V172H103ZM106 173H107V172H106ZM117 173H118V172H117ZM236 173H237V172H236ZM236 173H235V174H236ZM94 174H97V173L95 172ZM109 174H110V173H109ZM239 174H240V173H239ZM239 174H238V175H239ZM116 175H119V173L116 174ZM146 175H148V173L145 174V176H146ZM149 175H151V174H149ZM152 175L154 176V174H152ZM156 175H157V174H156ZM156 175H155V176H156ZM177 175H178V174H177ZM13 176H14V177H13ZM13 176H12V178H8L5 182H3V183L0 184V191H2V192H4V193H8V190L10 189L9 187L12 186V184H14V183L16 182V178H17V177H16V175H13ZM105 176H106V175H105ZM130 176H131V175H130ZM130 176H129V179H128V184H129L131 187H133V188H137V187H138L137 184H138V181H139V180L137 181L136 179L132 178V176H131V177H130ZM155 176H154V177H155ZM163 176H164V175H163ZM170 176H173V175H170ZM240 176H241V175H240ZM55 177H56V176H55ZM97 177H98V176H97ZM107 177L109 178V176H107ZM121 177H122V176H121ZM142 177H143V176H142ZM146 177H148V176H146ZM101 178H102V177H101ZM103 178H104V177H103ZM155 178H157V180H159L157 176H156ZM161 178H167V176H166V177H165V176H164V177H161V176H160V179H161ZM168 178H170V177H168ZM171 178H172V177H171ZM171 178H170V179H171ZM110 180H112V179H110ZM110 180H109V182H110ZM135 180H136V181H135ZM161 180H162V179H161ZM204 180H205V179H204ZM120 181H121V180H120ZM22 182H23V180H22ZM24 182H25V181H24ZM106 182H107V181H106ZM103 183H105V182H103ZM118 183H119V182H118ZM215 183H216V182H215ZM217 183H218V182H217ZM217 183H216V184H217ZM114 184H115V183H114ZM140 184H141V183H140ZM140 184H139V185H140ZM90 185H91V184H90ZM116 185H117V184H116ZM52 186H53L52 181H48L47 183H45V184H43V185L36 184V185H35V187H36L35 189H36V190H35L34 192H35V196L37 197V199H39V201H40L41 196H43V193L46 192L47 190H51V188H53ZM91 186H93V185H91ZM94 186H95V185H94ZM102 186H103V185H102ZM105 186H106V185H105ZM117 186H118V185H117ZM121 186H122V185H121ZM147 186H148V185H147ZM156 186H157V185H156ZM95 187H96V186H95ZM97 187L99 188L100 185H98ZM110 187H111V186H110ZM100 188H101V190H102V187H100ZM114 188H115V187H114ZM114 188H113V190H114ZM118 188H119V186H118ZM89 189H90V188H89ZM95 189H96V188H94L93 190H95ZM115 189H116V188H115ZM125 189H126V188H125ZM91 190H92V189H91ZM102 191H103V190H102ZM102 191H101V192H102ZM107 191H108V190H107ZM111 191H112V190H111ZM114 192H115V191H114ZM114 192H113V193H114ZM121 192H122V191H121ZM108 193H110V192L108 191ZM119 193H120V192H119ZM110 194H112V193H110ZM149 194H150V192H149ZM105 195H106V194H105ZM116 195H117V194H116ZM150 195H152V194H150ZM153 195H154V194H153ZM162 195H163V194H162ZM107 196L109 197L108 194H107ZM120 196L122 197L121 194H120ZM160 196H161V195H160ZM183 196H184V195H183ZM7 197L9 198V200L11 199V197H9V196H7ZM163 197H164V196H163ZM165 197H166V196H165ZM165 197H164V198H165ZM111 199H112V198H111ZM155 199H157V198H155ZM161 199H162V198H161ZM120 200H123V199H120ZM157 200H158V199H157ZM132 201H134V200H132ZM160 201H161V200H160ZM57 202H58L57 200H53V201L50 203V204H51V207L54 206V205H56ZM65 202H66V203L63 205V207H64V211H65V214H66V215H69V214L71 213V210H72V202H71V201H65ZM114 202H115V201H114ZM135 202H136V201H135ZM162 202H165V201L162 200ZM19 203H21V202H18V204H19ZM136 204H138V203H136ZM142 206H143V205H142ZM49 207H50V206H49ZM49 207L47 206V208H49ZM17 209H18V208H17ZM185 209H188V208H185ZM113 211H114V210H113ZM139 211H141V210H139ZM116 213H117V212H116ZM140 213H142V212H140ZM143 213H145V212H143ZM112 214H115V213H112ZM121 214H123V213L121 212ZM104 215H106V213H105ZM28 216H29V215H28ZM26 217H27V216H26ZM120 217H121V216H120ZM214 217H215V216H214ZM125 218H127V217H125ZM97 219H99V217H98ZM219 220H220V219H219ZM81 224H82V223H81ZM83 224H85V223H83ZM83 224H82V225H83ZM96 224H97V223H96ZM103 224H104V223H103ZM110 224H111V223H110ZM111 225H112V224H111ZM113 225H115V224L113 223ZM80 226H81V225H80ZM87 226H88V224H87ZM90 226H91V225H90ZM90 226H89V227H90ZM98 226H99V225H98ZM104 226H105V224H104ZM104 226H101V228L103 229ZM108 226H110V225H108ZM116 226H117V225H116ZM83 227H84V225H83ZM106 227H107V226H105V228H106ZM110 227H111V226H110ZM110 227H109V228H110ZM119 227H120V226H119ZM123 227H124V226H123ZM80 228H81V227H80ZM80 228L78 227V231H79ZM93 228H94V227H93ZM93 228H92V229H93ZM99 228H100V227H99ZM111 228H112V227H111ZM117 228H118V227H117ZM84 229H85V228H84ZM86 229H87V228H86ZM86 229H85V230H86ZM96 229H97V228H96ZM107 229H108V227H107L105 230H107ZM80 230H81V229H80ZM82 231H84V230H82ZM93 231H94V230H93ZM95 231H96V230H95ZM98 231H99V230H98ZM102 231H103V233H104V230H102ZM107 231H108V230H107ZM112 231H113V230H112ZM99 232H100V231H99ZM108 232H109V231H108ZM83 233H84V232H83ZM91 233H92V231H91ZM94 233H95V232H94ZM96 233H97V235H98V234H99V235L101 234V232H100V233L96 232ZM105 234H106V233H105ZM201 234H202V233H201ZM201 234H200L199 236H201ZM69 235H70V234H69ZM71 235H72V234H71ZM84 235H85V234H84ZM86 235H87V234H86ZM88 235H89V234H88ZM103 235H104V234H103ZM124 235H126V234H124ZM245 235H246V234H245ZM65 236H66V235H65ZM81 236H82V235H81ZM81 236L79 237V240H80V238L82 239ZM101 236H102V235H101ZM105 236H106V235H105ZM107 236H108V235H107ZM63 237H64V236H63ZM67 237H68V239H69L70 236L67 235ZM71 237H72V236H71ZM71 237H70V238H71ZM90 237H94V236H91V235H90ZM98 237H99V236H98ZM83 238H84V236H83ZM85 238H86V236H85ZM87 238H88V237H87ZM94 238L96 239L97 237H94ZM104 238H105V237H104ZM64 239H65V238H64ZM105 239H106V238H105ZM107 240H108V238H107ZM62 241H63V239H62ZM65 241H66V239H65ZM81 241H82V240H81ZM83 241H84V239H83ZM86 241H87V240H86ZM123 241H124V240H123ZM128 241H129V238H128ZM66 242H67V241H66ZM71 242H72V241L70 240L69 243H70V245L72 246L73 243L71 244ZM79 242H80V241H79ZM89 242H90V241H89ZM91 242H92V241H91ZM96 242H97V239H96ZM103 242H104V243H107L108 241H107V242H106V241H103ZM119 242H120V241H119ZM126 242H127V241H126ZM135 242H136V241H135ZM49 243H50V242H49ZM62 243H63V242H62ZM77 243H78V242H77ZM93 243H94V242H93ZM129 243H131V242H129ZM129 243H128V244H129ZM256 243H257V241H256ZM51 244H52V242H51ZM51 244H50V246H51ZM84 244H85V243H84ZM88 244H89V246L91 245L90 243H88ZM94 244H96V243H94ZM94 244H93V245H94ZM110 244H111V243H110ZM122 244H124V242H123ZM242 244H243V243H242ZM53 245H54V244H53ZM63 245H65V243H64ZM93 245H91V246H93ZM42 246H45V245H42ZM50 246H49V248H50ZM75 246H76V245H75ZM82 246H83V245H82ZM85 246H86V245H85ZM89 246H88V247H89ZM91 246H90L89 248H91ZM120 246H121V244H120ZM123 246H124V245H123ZM128 246H130V245H128ZM128 246H126V247H128ZM193 246H195L194 243H193ZM229 246H230V245H229ZM54 247H55V246H54ZM54 247H53V248H54ZM76 247H77V246H76ZM76 247H75V249H76ZM94 247H95V245H94ZM112 247H113V246H112ZM200 247H201V246H200ZM43 248H44V247H43ZM43 248H41V249H43ZM47 248H48V247H47ZM70 248H71V247H70ZM72 248H73V246H72ZM84 248H85V251H88V254H91L89 248H88L89 250H86L87 247H84ZM101 248H102V247H101ZM105 248H106V247L104 246V249H105ZM123 248H125V246H124ZM130 248H131V247H130ZM130 248H129V250H130ZM226 248H227V247H226ZM56 249H57V248H56ZM62 249H63V248H62ZM62 249H60V250H62ZM68 249H69V248H68ZM99 249H100V247H99ZM207 249H208V248H207ZM229 249H231V247H230ZM30 250H31V249H30ZM37 250H38V248H37ZM49 250H50V249H49ZM53 250H54V249H53ZM53 250H52V251H53ZM60 250H57V251L60 252ZM63 250H64V249H63ZM65 250H66V249H65ZM69 250H70V249H69ZM73 250H74V248H73ZM76 250H77V249H76ZM91 250H92V249H91ZM122 250H124V249H122ZM34 251H35V250H34ZM52 251H51V252H52ZM74 251H75V250H74ZM92 251H93V250H92ZM102 251H103V250H102ZM104 251H105V250H104ZM106 251H107V249H106ZM209 251H210V250H209ZM40 252H42V250H41ZM59 252H58V253H59ZM98 252H99V251H98ZM196 252H197V251H196ZM202 252H203V251H202ZM202 252H201V253H202ZM204 252H206V251H204ZM27 253H30V252H27ZM60 253H61V252H60ZM60 253H59V254H60ZM63 253H64V252H63ZM67 253H68V252H67ZM67 253H65V254H67ZM197 253H198V252H197ZM199 253H200V252H199ZM199 253H198V254H199ZM209 253H210V252H209ZM65 254H64V255H65ZM70 254H71V253H70ZM198 254H197V255H198ZM46 255L48 256L49 253L45 254V256H46ZM51 255H56V254L53 253V254H51ZM64 255H63V256H64ZM82 255H83V254H82ZM114 255H115V254H114ZM199 255H200V254H199ZM199 255H198V256H199ZM202 255H203V254H202ZM202 255H201V256H202ZM211 255H212V253H211ZM10 256H11V255H10ZM22 256H23V255H22ZM28 256H29V255H28ZM28 256H27V257H28ZM47 256H46V259H47ZM49 256H50V255H49ZM56 256H58V255H56ZM56 256H55V257H56ZM63 256H62V257H63ZM206 256H207V255H206ZM23 257H25V256H23ZM23 257H22V258H23ZM36 257H38V254L36 255ZM50 257H51V256H50ZM202 257H203V256H202ZM236 257H237V255H236ZM10 258L13 259V257H10ZM31 258H32V257H31ZM33 258H34V257H33ZM33 258H32V259H33ZM40 258H41V257H40ZM42 258H43V257H42ZM51 258H52V257H51ZM59 258L61 259L60 255H59ZM222 258H223V257H222ZM12 259H11V260H12ZM38 259H39V258H38ZM6 260H7V259H6ZM8 260H9V259H8ZM26 260H27V259H26ZM39 260H40V259H39ZM50 260H51V259H50ZM12 261H13V260H12ZM31 261H32V260H31ZM31 261H30L29 263L32 264L33 261H32V262H31ZM5 262H6V261H5ZM5 262H3V263L5 264ZM7 262H8V261H7ZM104 262H105V261H104ZM3 263H2V264H3ZM29 263H28V264H29ZM212 263H213V262H212ZM8 264H9V262H8ZM35 264H36V263H35ZM38 264H39V262H38ZM58 264H59V263H58ZM60 264H61V262H60ZM78 264H79V263H78ZM191 264H192V263H191ZM221 264H222V263H221ZM253 264H254V263H253Z\"/></svg>","mask_w":264,"mask_h":264}]
</instances>
